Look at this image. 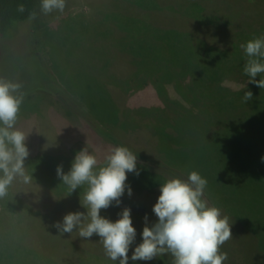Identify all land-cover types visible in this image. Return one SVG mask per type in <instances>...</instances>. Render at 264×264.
Here are the masks:
<instances>
[{"label":"rangeland","instance_id":"rangeland-1","mask_svg":"<svg viewBox=\"0 0 264 264\" xmlns=\"http://www.w3.org/2000/svg\"><path fill=\"white\" fill-rule=\"evenodd\" d=\"M36 1V22H17L6 42L0 43V76L23 84L25 98L17 127L29 133L25 167L33 178L30 184L17 179L8 196L0 199V264H118L105 255L97 235L82 238L78 229L61 235L53 227L69 212H87L81 206L87 185L69 194L56 174L57 165L67 173L84 147L102 165L117 146L99 132L94 120L120 133L136 150L172 167L179 165L177 170L186 178L190 171H198L208 182L206 198L232 223V239L221 248L228 253L224 264H263L256 238L243 225L264 231V89L248 82L241 55H228L221 48L231 45L241 30L237 24L242 15L249 21L256 18L253 24L260 29H256L259 36L264 35V11L259 13L264 8L239 7L250 0H196L188 14L219 15L214 24L199 23L172 13L174 8L182 11L190 0H159L160 9L150 14L156 25L167 28L172 60L149 58L142 65L141 57L121 53L113 43L124 30L115 29L113 15L103 16L115 0H66L63 12L48 15L40 12V0ZM121 5L130 9V17L133 12L147 13L131 2ZM130 17L125 34L138 31ZM30 24L35 26L28 29ZM135 26L147 30L143 24ZM194 32L208 42L207 48L190 39ZM206 49L202 59L198 55ZM255 79H264V74ZM57 82L85 111L72 106L69 96L54 91ZM250 85L253 91L248 90ZM43 86L50 92H40ZM245 91L253 94L247 103ZM210 111L223 112V119L207 130ZM196 125L203 129L201 136ZM136 170L138 174L127 173L131 195L126 189L118 206L113 203L100 211L115 221L123 208L131 210L136 238L129 257L142 240L145 215L149 226L157 220L152 207L160 185L175 177L138 157ZM173 260L171 254H164L151 261L129 259L128 264H173Z\"/></svg>","mask_w":264,"mask_h":264},{"label":"clouds","instance_id":"clouds-1","mask_svg":"<svg viewBox=\"0 0 264 264\" xmlns=\"http://www.w3.org/2000/svg\"><path fill=\"white\" fill-rule=\"evenodd\" d=\"M65 7L66 0H40V12L44 15L63 12ZM17 11L24 13L25 6L19 4ZM35 18L36 12H30L28 19ZM240 47L248 58L243 67L248 82L264 89V79H255L264 74V35L253 37ZM24 98L19 80L0 76V199L8 196L17 179L24 184L33 182L25 167L29 156L25 141L29 133L17 127ZM252 98L251 91L244 92V103ZM136 165L137 155L125 146L112 147L102 165L87 147L75 154L67 173L62 165H57L56 174L68 187L69 194L87 185L81 204L87 212H69L53 227L61 235L71 234L74 229L79 230L82 238L97 235L105 255L118 264H128L129 259L151 261L164 254H171L173 264H224L228 253L221 248L232 239V223L218 206L208 201L205 196L208 182L196 170L190 171L186 179L172 177L160 185V194L152 207L157 220L149 226L145 215L142 240L129 257L136 238L131 210L123 208L115 221L101 216L100 211L113 203L118 206L126 189L131 195L127 173L138 174Z\"/></svg>","mask_w":264,"mask_h":264},{"label":"trees","instance_id":"trees-1","mask_svg":"<svg viewBox=\"0 0 264 264\" xmlns=\"http://www.w3.org/2000/svg\"><path fill=\"white\" fill-rule=\"evenodd\" d=\"M122 1H126V2H131L132 4L136 5L137 9H140L142 7L143 10H146L147 13L145 14H140V13H134L133 12V16H127V14L129 15L130 12L126 6H122L121 2ZM196 0H190V3L188 2V4L186 3V5L183 7V10H177L176 8L172 9V13L174 14H178L179 13H183L186 16L189 17H193L194 19L196 18L197 22L199 23H216L217 20L219 19V15L215 12V13H208L205 12L204 13L206 15H201V14H196L195 16L193 14H188V10L190 9L189 7H191V4L195 5ZM248 2V3H247ZM247 3V4H246ZM19 4H23L25 6V12L24 13H20L17 11V6ZM160 1L159 0H115L113 2V7L106 10V14L103 16L104 18L106 16H108L109 14L113 15V19L114 21H112L113 23H115V29L116 27L118 28V30H124L122 31L121 35L119 38L118 35L116 36V40H114L115 42L114 45L118 48L119 51H121V53H124L126 55H129L128 53L134 54V58L135 56H139L141 57V59L139 61H141L142 65L147 62L149 60V58H153L151 59V61H165V60H172V55H171V51H172V40L168 39L167 33L165 30H167L166 26L164 24H155L152 20H155L151 17L150 12L152 11H156L158 9H160ZM251 6L257 10H259V5L260 8L262 6V8H264V0H250V1H245L244 2V6L241 4H239V7L245 9V6ZM37 1L36 0H0V43H5L8 37V34L10 32L11 29L16 27V23L22 20H26V21H35V19L33 20H29L28 16L30 12H36L37 13ZM204 6V5H203ZM243 11V10H242ZM240 12L244 13V12ZM264 9H261L259 11V13H263ZM211 14V15H209ZM172 15V16H173ZM146 16V17H143ZM129 17L130 19H132V26H134L135 28L138 29L137 33L132 34V33H127L125 34L126 30L129 29ZM240 17V15L237 17V19ZM202 18V19H199ZM28 19V20H27ZM255 19H253V21H249L248 20V16L247 15H242L241 19H240V23L237 24L239 26H241V30L238 31L235 35V39L232 41L231 45L227 46V47H222L221 49H223L224 52H226V54L228 55H241L238 58L241 59V62L243 63V67L244 64L247 61V57L244 54L243 49L240 47L242 44H245L248 40L252 39L253 37H259V27L254 25ZM25 22V21H24ZM136 23H140L141 25H145L146 28L143 29L142 27H137L135 26ZM169 26H172L173 24H166ZM32 26H35L34 24H30L28 29ZM176 28H179V25H175ZM183 27V26H182ZM218 27V26H216ZM257 27V28H256ZM176 28H172L173 30ZM248 28V29H245ZM106 29V28H105ZM184 30V33H192V32H188L187 28H182ZM181 29V30H182ZM258 29V31L256 30ZM108 30V28H107ZM169 30V29H168ZM180 30V29H178ZM180 30V31H181ZM159 32L160 35H158L157 37L155 36V34ZM182 34V33H181ZM190 39H193V41H196V46L197 47H208V42H206L205 40H202L201 36H199L196 32H194V35L190 37ZM212 44V43H211ZM155 45H159L161 48H159L158 50H156V48H151L152 46ZM215 45V44H212ZM205 49V48H204ZM206 50H204L202 53H200V56L202 58V55L204 56L206 52ZM205 57V56H204ZM204 57L202 59H204ZM143 59V60H142ZM144 62V63H143ZM57 81V80H56ZM58 87L56 90H54L57 93H62L66 96H69L71 99L67 98V100L71 103L72 106H76L78 107V109H80V112L85 111V108H83V106H81L79 103H77V101L72 97V94H69L68 91L65 89L64 86H62L59 82H57ZM36 90V88H35ZM40 92H50L49 89H46L44 86L42 88L38 89ZM36 90V91H38ZM248 90L253 91L254 88H252V85L249 86ZM30 94H27L26 96H29ZM216 110V109H215ZM220 115H218V112H209L208 114V118H209V124H208V128L207 130H209V125L211 124H215L218 122H221L223 119V116L221 115L223 112H219ZM90 119V118H89ZM198 118L195 119V123L196 120ZM94 124L99 125V132L109 141L115 143L117 146H125L127 148H129L133 153H135L137 155L138 158L143 159V160H148L150 162L155 163L157 166L163 167L164 169H167V171L175 174V177H179L181 179H186V177L179 171L177 170V166L180 167L179 165L174 164V166H170L167 163H165V161L161 160V159H157L155 157L149 156L148 154H145L139 150H136L135 148H133L130 144H128L127 142H125L122 138H120V133L114 132V131H109L107 129L104 128V126L95 121L94 120ZM196 129L198 132V135H202L203 129L201 126L196 125ZM125 130V129H124ZM123 129H121V131H124ZM158 130V129H157ZM119 134V135H118ZM166 171V172H167ZM235 214V213H234ZM238 214V213H237ZM240 216V215H238ZM235 218L238 219L237 215L235 216ZM240 219V218H239ZM238 219V220H239ZM244 230L251 234L252 237L256 238V248H259L260 252L262 253L263 259H264V231L263 228L259 229L258 227L255 229H252L251 225L249 224H245L243 225ZM264 264V262H263Z\"/></svg>","mask_w":264,"mask_h":264}]
</instances>
